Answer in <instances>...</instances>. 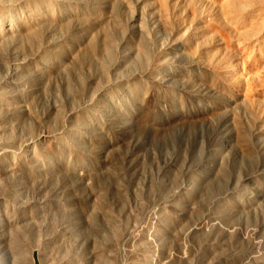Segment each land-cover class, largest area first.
<instances>
[{
  "label": "rangeland",
  "instance_id": "obj_1",
  "mask_svg": "<svg viewBox=\"0 0 264 264\" xmlns=\"http://www.w3.org/2000/svg\"><path fill=\"white\" fill-rule=\"evenodd\" d=\"M192 11L0 0V264H264V107Z\"/></svg>",
  "mask_w": 264,
  "mask_h": 264
},
{
  "label": "bare ground",
  "instance_id": "obj_2",
  "mask_svg": "<svg viewBox=\"0 0 264 264\" xmlns=\"http://www.w3.org/2000/svg\"><path fill=\"white\" fill-rule=\"evenodd\" d=\"M204 1L213 11L199 18L192 11L191 17L203 27L196 36H208L218 44L215 67L237 76L226 95L231 105L258 100L264 107V0ZM196 36L191 34L188 40Z\"/></svg>",
  "mask_w": 264,
  "mask_h": 264
}]
</instances>
